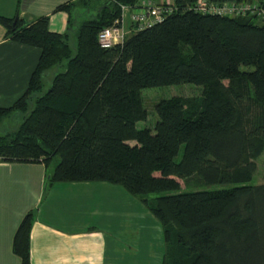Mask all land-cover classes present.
<instances>
[{
  "label": "trees",
  "instance_id": "trees-1",
  "mask_svg": "<svg viewBox=\"0 0 264 264\" xmlns=\"http://www.w3.org/2000/svg\"><path fill=\"white\" fill-rule=\"evenodd\" d=\"M196 1L171 0L160 23L109 49L97 33L137 0L60 5L59 34L45 17L0 16L6 39L40 51L24 93L0 108V124L19 120L0 135V161L55 162L44 185L103 182L139 197L161 227L159 264H264V182L247 184L264 151V26L194 13ZM181 84L198 98L159 100L151 128L136 129L147 118L140 92ZM33 219L28 211L12 238L19 264H30Z\"/></svg>",
  "mask_w": 264,
  "mask_h": 264
},
{
  "label": "crops",
  "instance_id": "crops-1",
  "mask_svg": "<svg viewBox=\"0 0 264 264\" xmlns=\"http://www.w3.org/2000/svg\"><path fill=\"white\" fill-rule=\"evenodd\" d=\"M72 1L0 0V16L11 18L17 12L26 22L45 17L48 31L59 34L65 31L66 15L57 8ZM148 1L170 3L171 0ZM123 20L126 26L127 13ZM39 54L38 48L6 39L0 25V108L10 107L24 93ZM49 173L41 163L0 161V264H19L11 251L12 238L28 211L34 212L29 232L30 264H122V252L117 257L116 250H122L121 243L117 237L105 236L104 229L95 221L100 209L105 207L102 201L106 200L107 213L112 219L109 224L116 220L115 203L123 205L128 199L126 194L120 192V187L103 182L47 186L44 177ZM128 211L125 215L130 213L128 220L133 222L135 215L131 209ZM87 219H91L90 223ZM159 246V253L149 256L158 263L163 253V247ZM144 262L148 261L131 257L129 264Z\"/></svg>",
  "mask_w": 264,
  "mask_h": 264
},
{
  "label": "rangeland",
  "instance_id": "rangeland-1",
  "mask_svg": "<svg viewBox=\"0 0 264 264\" xmlns=\"http://www.w3.org/2000/svg\"><path fill=\"white\" fill-rule=\"evenodd\" d=\"M69 45H73L72 40H70ZM50 74V71L46 73V75L48 76ZM199 90L200 89L198 87L192 84L171 85L142 90L140 92L142 106L147 112V118L144 122L136 123V129H142L144 127L151 128L153 122L155 121V114L152 108L153 104L157 101L162 99H169L171 97H181L183 99L190 100L196 99L199 96ZM17 121L19 120L9 119L8 121H3L0 124V135L12 131L17 126ZM128 144L132 145L133 142H128ZM181 151L182 149L180 148L175 161L179 160ZM54 163L55 162H53L49 166L48 170H51ZM254 163L256 165V171L252 175L250 181L247 183L248 185H258L264 182V151L254 161ZM179 185L181 190L185 191L216 190L231 187L230 185H211L192 189L186 188V186H184L182 182H179ZM121 190L122 191L120 192H122L124 196L126 194V198L128 199H125L126 201L124 200L123 205H121L118 201L115 203L117 208L115 210L117 212V216L114 219L116 220L113 219L114 221L109 224V221L112 219H109V202L106 200L102 201V206L104 205L105 207H102L100 209L98 220L95 222L97 223L98 227L104 229L106 233L105 236H109V238L117 237V239L119 240L118 242L121 243L122 250L120 251L119 248L116 250L118 254L117 257L120 255L119 252H122V264H129L131 262V257L138 259L139 261H148L144 262V264H159L158 261L154 260L153 258H149L150 255H153V253H159V245H161L162 247L164 245L162 231L159 223L148 213L139 197L130 196L122 188ZM154 196L155 194H150L147 197L152 198ZM130 209L135 215V218L133 216V222H129L128 220V217H130V213L128 215H125V211H130ZM119 212L121 213V216H118L120 215ZM91 219H87V222L90 223ZM156 256L159 257L158 255Z\"/></svg>",
  "mask_w": 264,
  "mask_h": 264
},
{
  "label": "built area",
  "instance_id": "built-area-1",
  "mask_svg": "<svg viewBox=\"0 0 264 264\" xmlns=\"http://www.w3.org/2000/svg\"><path fill=\"white\" fill-rule=\"evenodd\" d=\"M174 8L170 3H153L142 0L132 7L121 6L120 15L112 24L101 29L96 40L99 48L109 49L120 45L130 32H136L160 23L167 15L172 13ZM189 10L201 15H215L220 17H237L244 15L255 16L264 26V0H251L241 2H222L216 3L210 0H197ZM128 15L127 25L125 26L124 14Z\"/></svg>",
  "mask_w": 264,
  "mask_h": 264
}]
</instances>
